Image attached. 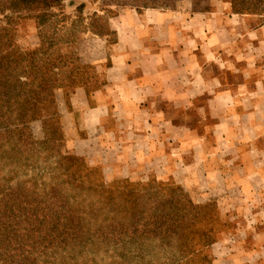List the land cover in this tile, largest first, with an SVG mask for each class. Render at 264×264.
<instances>
[{
    "label": "crops",
    "instance_id": "1",
    "mask_svg": "<svg viewBox=\"0 0 264 264\" xmlns=\"http://www.w3.org/2000/svg\"><path fill=\"white\" fill-rule=\"evenodd\" d=\"M230 8L123 9L109 20L112 43H82L96 75L61 91L50 119L106 181L153 175L219 200L228 248L242 250L241 264H264V23Z\"/></svg>",
    "mask_w": 264,
    "mask_h": 264
},
{
    "label": "trees",
    "instance_id": "2",
    "mask_svg": "<svg viewBox=\"0 0 264 264\" xmlns=\"http://www.w3.org/2000/svg\"><path fill=\"white\" fill-rule=\"evenodd\" d=\"M64 1L0 0L7 22L0 24V264H99L110 245L119 256L111 258L114 264H137L138 255L142 264H156L159 248L177 247L185 261L202 255L216 241L210 221L220 214L210 203L197 205L183 187L156 179L110 186L101 171L97 176L68 157L60 140L30 137V124L42 109L59 112V90L69 96L89 80L78 70L79 57L60 51L77 41L74 22L82 20L84 8L77 7L79 20L68 31L69 16L54 11ZM113 1L169 9L176 0ZM229 1L234 13H264V0ZM22 16L39 27V46L28 53L16 42L15 20Z\"/></svg>",
    "mask_w": 264,
    "mask_h": 264
},
{
    "label": "rangeland",
    "instance_id": "3",
    "mask_svg": "<svg viewBox=\"0 0 264 264\" xmlns=\"http://www.w3.org/2000/svg\"><path fill=\"white\" fill-rule=\"evenodd\" d=\"M231 3L229 0H176L174 3V6L172 8H169L170 10L174 11L175 14H195V13H207L209 11L213 10H222L227 4ZM80 4H84V8L82 10V20L79 22H74L75 20H79V12L77 10V7ZM123 9H133L139 13H142L146 9H161L165 10L164 8H135L131 6H119L114 3L113 0H65L63 5L60 8H55L54 11L57 13L60 12L61 16L62 13H64L66 16H69L67 19V27L68 31L70 30L71 23H76L77 27L75 26L74 34L77 37V41L72 44L68 49L60 50L62 55L65 56H72L75 58L76 56L79 57L80 63L82 64L81 67H79L78 70H80L81 74L84 76V78H89V80L92 77H95L96 71L94 70L93 66L91 64H85L81 61L80 51L82 49V43L86 38H89L92 34H94L92 29L100 30V31H107V28L109 27V20L112 17H115L122 11ZM168 9V10H169ZM230 12L234 13L233 8L231 6ZM238 14V13H234ZM241 15H248L251 16V23L252 25H261L264 23V13L263 14H254V13H240ZM7 22L4 18V15H0V24L5 25ZM73 23V25H74ZM15 28H16V42L17 47L20 52L22 53H28L34 49H36L39 46V27L37 24V21L30 17V16H22L21 18H17L15 20ZM111 30V29H110ZM57 32V35L64 34V31H58L52 30ZM93 32V33H92ZM70 35V34H69ZM97 35V34H95ZM108 40L109 42H113L115 40V36L113 33H109ZM99 36V35H98ZM106 36V35H105ZM104 36V37H105ZM56 57L60 55H55ZM67 64L72 67L68 63V60H71L70 57L66 58ZM73 68V67H72ZM75 68V67H74ZM61 91H58V106L60 104H63L64 100L62 98ZM68 98V96L66 95ZM66 101V99H65ZM60 109V108H58ZM59 111V110H58ZM48 114V115H47ZM51 115H49V110L47 108H44L40 111V114L30 124V137L32 139H43L46 136H53L56 139L60 140L63 144V150L70 158H78L80 161L81 168L83 170H96L97 176H100V171L103 173V170L99 166H91L88 165L84 158L72 155L66 147V142L64 140V136L61 130V125L53 121H49V118ZM104 175V173H103ZM100 179V177H99ZM158 180L157 178L152 177L150 179L144 180V181H130L132 184H139L147 181L152 180ZM106 180V179H105ZM121 179H117L114 181H107V183L112 186L113 184L118 185V181ZM163 183H169V186H176L178 184H175L173 181H162ZM165 187L166 184H163ZM180 186V185H179ZM111 195V189L108 191ZM235 200L233 202L238 203V207L241 208V202L238 199L237 196L234 198ZM197 205H204L207 203H210L212 205V209L217 211V214L219 213V216H214V218L211 219V225L213 226L214 230L216 231V241L212 243L210 246L206 247L205 250H203V254L200 256H197L193 258L192 260L185 261L181 257V253L178 250L177 247H171V248H159L154 253L157 256V263L156 264H241L242 260V250H240L238 247L230 246V243L227 241H224L223 238V232L225 231V223L223 222V218L221 216V210L220 206L221 203L219 200H210L207 202H203L200 200H194L192 199ZM225 201V200H224ZM238 212V211H237ZM137 241V240H136ZM135 241V242H136ZM134 243V242H133ZM133 246L129 245V248H132ZM112 252H115V249L110 245L108 247V250L105 252L102 250L101 255L98 257L99 264H108V260L116 259L118 260V257L116 255H112ZM147 256V253H146ZM143 258L142 255L136 256L137 264H142ZM135 259V258H134ZM140 260V261H139ZM146 262L145 264H147ZM109 264H114L113 260ZM134 264H136L134 262Z\"/></svg>",
    "mask_w": 264,
    "mask_h": 264
}]
</instances>
